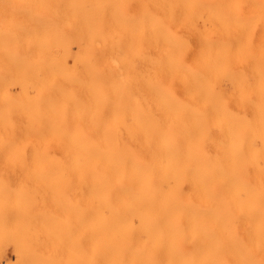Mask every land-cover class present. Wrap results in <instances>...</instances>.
<instances>
[{
	"label": "bare ground",
	"instance_id": "bare-ground-1",
	"mask_svg": "<svg viewBox=\"0 0 264 264\" xmlns=\"http://www.w3.org/2000/svg\"><path fill=\"white\" fill-rule=\"evenodd\" d=\"M77 2L0 26L4 162L83 169L85 264H264V0ZM184 55L257 76L214 94L197 149L168 128Z\"/></svg>",
	"mask_w": 264,
	"mask_h": 264
},
{
	"label": "rangeland",
	"instance_id": "rangeland-1",
	"mask_svg": "<svg viewBox=\"0 0 264 264\" xmlns=\"http://www.w3.org/2000/svg\"><path fill=\"white\" fill-rule=\"evenodd\" d=\"M70 1L73 0H0V26L36 23L41 7L68 5ZM78 1L77 5H83V0ZM172 60L182 63L176 69L171 64ZM212 60L214 57L210 56L170 58L167 88L174 101L169 104V134L170 137L178 135V141L188 139L190 145L186 146L187 149H197L202 134H209L212 129L205 111L210 110L214 94L231 93L233 77L236 76H244L250 84L257 82V76L247 69L248 66L227 65L226 68L222 65L217 70ZM205 61H208L206 65ZM179 79L185 83L181 89ZM31 91L28 92L29 97L33 96ZM5 144L4 114L0 101V244L3 245L0 246L3 250L0 249V264H85L83 169L10 166L4 162ZM252 147L263 154L258 166L264 168L261 141L255 140ZM173 149L172 144L170 150ZM245 166L249 170L253 164L235 163L236 168L246 169ZM250 175L249 170L247 181H250Z\"/></svg>",
	"mask_w": 264,
	"mask_h": 264
}]
</instances>
